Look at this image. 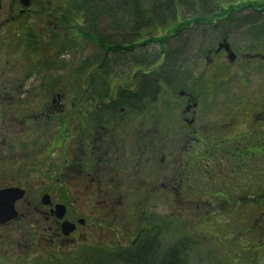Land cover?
Listing matches in <instances>:
<instances>
[{"label": "flooded vegetation", "instance_id": "obj_1", "mask_svg": "<svg viewBox=\"0 0 264 264\" xmlns=\"http://www.w3.org/2000/svg\"><path fill=\"white\" fill-rule=\"evenodd\" d=\"M82 3L0 0V264H123L149 241L165 245L168 232L176 236L169 245L185 242L177 233L179 217L194 212L195 202L207 209L208 221L233 218L224 223L245 224L259 242L264 234L261 46L248 49L257 51L252 56L259 63H236L244 53L230 48V61L219 47L227 40L223 37L205 50L204 72L195 78L185 68L181 76L164 78L162 61L114 62L105 73L103 62H87L86 56L75 65L76 79L66 81L62 57L79 40L68 37L62 24L59 32L56 25L50 32H35L32 25L35 17L50 24L70 18L80 23L83 45L89 16ZM151 17L146 12L118 17L143 23L132 40L125 39V47L146 50L145 23ZM90 42L91 55L96 43ZM218 54L225 56L222 65L228 69L220 79L212 76L215 68L207 71ZM10 63L23 66L20 81L27 84L19 76L17 81L3 78ZM246 66H255V76L262 72L258 82L245 78L252 71ZM58 67L63 85L56 94L49 90L35 111L30 87L55 86L45 71ZM233 74L238 77H228ZM148 82L151 89L145 90ZM69 85L75 89L67 95ZM220 91L215 109L211 102ZM27 101L28 110L18 118L19 103ZM28 120L27 126H17ZM38 151L37 173L35 164L20 173L19 164L11 163L34 159ZM14 170L16 175L8 173ZM166 197L171 203H164Z\"/></svg>", "mask_w": 264, "mask_h": 264}, {"label": "rangeland", "instance_id": "obj_2", "mask_svg": "<svg viewBox=\"0 0 264 264\" xmlns=\"http://www.w3.org/2000/svg\"><path fill=\"white\" fill-rule=\"evenodd\" d=\"M160 1H163V0H160ZM183 1L186 2L185 0ZM246 1L247 0H209L207 5H209V7H214L216 5V6L221 7L222 9V8H226L227 5L230 3H234V5L237 7L238 4L246 2ZM204 2L207 3V0H204ZM143 3L145 4L144 7L146 8L148 4L147 0H144ZM149 4H151L150 1H149ZM189 6H190L189 3H185L184 5H181V6L178 5L175 11H173V13L174 14L177 13L178 16L180 12L184 14L186 12V9L190 8ZM243 12H246V11H243ZM206 17H207V14H206ZM257 19L259 21L260 20L264 21V12L261 14L260 18L258 17L255 18V20ZM34 20L35 21L33 22L32 30H34L35 32H40V31L50 32L49 29L53 28V25L57 26L56 29L59 32L60 31L59 26L62 24L65 26V31L67 32L68 37L74 36L75 38H77V40H79V43L74 42L73 45H69L70 53L66 52V54H64V56L62 57V60L65 62V65H63V69H65L64 71L66 72V81L76 79V77H73L70 74L72 67H74V65L78 61H80L83 57L90 56V53L92 52V49L94 47L92 43L90 42V40L88 41V39L82 40L83 45L80 43L81 42L80 38L82 36V33L79 31L80 29L78 28L80 23L70 18H68L67 20H64L66 22H60V21H58L57 23L52 22L51 23L52 25L50 23H45L44 21L37 19V17H35ZM180 21L181 19L179 18L178 22ZM163 22L165 24L167 23L166 20H164ZM163 22L160 23L162 26L159 23L154 22L153 27H150V29L147 28V30L150 32V35H151V36H148L147 38L148 39L147 47L152 53H157L160 51V46L158 45L156 38L161 39L162 36L170 33V31L173 29L174 24H172V22L169 21V23L166 25H164ZM235 26L236 27L225 29V32H227V36H226L227 40H225V42L230 46V48L234 52L240 51L244 53V57L241 60L240 59L237 60L236 63L256 65L257 63L260 62V60L255 58L254 55H253L254 57L252 56L253 52L256 50L254 51L248 50L249 48H251L250 46L251 43H250V40L247 37H245V35L242 34V32H244L245 30V27L237 26V25ZM69 27H72V28H69ZM156 27L158 28L156 29ZM204 27L205 26H201V25H191L188 28L189 30L188 29L185 30V31L188 30V33H186L185 36H189V38L191 39L190 42L186 43V50L188 48L190 52L187 50V53H186V50H185V54L181 57L179 62L183 66L182 69L183 68L186 69L185 70L186 73L194 74L192 78L198 77L199 74H202L204 72L203 71L204 63H205L204 54L206 53L205 50H207L208 48L214 49L217 43L221 39L219 36L221 29H212L211 26L209 27L207 26V28H204ZM261 40H264V38ZM253 44L255 46L259 44V46L261 47H259L257 50H259L262 54H264V43H259V42L257 43V41H255L253 42ZM54 47L55 46H53L51 62L55 64V62L59 61V58L54 50ZM207 54L210 55L212 54V52L207 51ZM224 57L225 56L223 54H218V55H214L211 57L212 59L211 62H214V64L211 68L209 67L207 71H209L212 68H215L212 71L213 78H216V79L224 78L225 77L224 74L226 75V73L228 72V69L222 65L224 62H226V59ZM252 67H255V66H246V67H243V69L246 68V69L252 70L253 69ZM21 69H23V66L17 67L10 63L8 67L6 68V70L4 71L3 78H6L7 80H10V81L12 80L17 81L18 76H19V81H20L21 75L23 73ZM25 71L26 70L24 68V72ZM45 72H51V75H50L51 76L50 79H52L51 84H53V81H56L54 82V84L56 85L52 87H47V86L30 87L36 93V94L34 93L35 102L30 105L34 107L35 111L40 109V105L42 104L46 93L49 94V92L51 91V94H54V93L56 94L57 91L60 89V85H63V80H64L63 70H60L59 68V69H55L52 71L48 70ZM254 72L255 70L247 71L245 78L248 79L249 81H252L254 78V82H258L255 80V78L257 75H260V73L262 72H257L256 76L254 75ZM222 74L224 77L222 76ZM251 74L254 75V77ZM228 77L236 79L238 76L237 74H233V75H229ZM23 81H24V84H27L28 82L27 80H23ZM23 81H20L21 84H23ZM33 82L35 81L30 80V84H32ZM35 84H37V82H35ZM66 84L68 85L69 83L66 82ZM66 89H68L66 91L67 95L73 94L75 86L69 85ZM215 95L217 96L215 97V99L212 100L211 103L212 105L216 107L215 109H219L220 108L219 106L220 98L222 99L221 91ZM209 99L210 98H207V104H210ZM28 106H29V101L19 103V111L17 112H20V113H19L18 118H21L22 112L24 111L26 112L28 110ZM23 123L24 125L18 124L17 126L25 127L28 125L29 120L24 121ZM18 130L21 131L20 133L23 132L22 131L23 129L22 130L18 129ZM41 154L42 152L38 151L35 154L34 159L30 158V160H27L28 158L27 157L25 158V161L21 163L19 162H11V163L13 166L19 164L15 168L17 169V171H18V168L20 170L22 168L20 173L22 171L27 172V170L31 167V165L35 164V170L33 172L37 173L36 168L42 163L39 159L41 158L40 157ZM7 162H10V161L7 160ZM8 173L14 174V175L17 174L15 170L13 172L11 171ZM163 200L165 204L171 203V200L168 197L164 198ZM158 203H160V200H158L156 205H158ZM197 205L198 203L196 202H195V205H193L195 206L194 212H192L191 214L190 213L187 214V212L184 211V213L181 214L179 217L180 222H179V230L177 233L179 234L180 239L187 241V242L185 241V247H184V249L186 248V251H187L185 255L187 259L186 261L187 264H264V234H262V236L260 237V241L257 242L256 234H253L252 231H250L245 224H244L245 226L243 225L244 226V229H243L242 228L243 226H240V228H237L235 226V223L234 224L224 223V222H227V219H229L230 222L234 221L233 218H229L228 216L220 217L222 219L221 224H215V222H210L207 220V214H206L207 209H204V206L199 204L200 206L198 205L199 206V210H198L196 208ZM250 205L251 203H248L247 210L249 209ZM200 212H201V215H200ZM245 216H247V213H245ZM243 221L244 223H246L247 221L246 217L244 218ZM254 230H257V228H254ZM173 234L175 233L168 232L165 234V238L163 242V244L165 243V245L160 247V249L157 252L158 255H162L165 252L167 245L172 244L175 241L174 239L176 238V236L174 237ZM255 244H259V246H255Z\"/></svg>", "mask_w": 264, "mask_h": 264}, {"label": "trees", "instance_id": "obj_3", "mask_svg": "<svg viewBox=\"0 0 264 264\" xmlns=\"http://www.w3.org/2000/svg\"><path fill=\"white\" fill-rule=\"evenodd\" d=\"M143 1L144 0H83L82 7L84 14L89 16V18L85 21L82 30L85 36L88 37V40L95 41L96 43L95 51L88 56L85 61L103 62V65H105V70L103 71L105 73L109 72L108 64L111 65L114 62L118 64L119 62L125 63L130 61L149 64L162 61L163 77L173 78L176 73L181 76L184 71L179 61L185 54L186 43L191 41L189 36H185L191 25H201L205 26L204 28L211 26L212 29H221L219 33L220 38L227 36L225 29L236 27L235 25L243 26L245 30L242 34L250 40V45H253L252 42L254 41H257V43H264V40H261L264 38V21L255 20L257 17L260 18L261 14L264 12V0H247L243 3L239 2L240 4H238L237 7L234 3H230L227 5L229 8L226 7L222 9L216 5L214 7H209V5H207L206 8L204 6V0H185L186 2L183 0H147V7L143 12H140V5L143 4ZM149 1L151 4H149ZM208 1L209 0H207V4ZM185 3H189L190 8L186 9L184 14L180 12L178 16L177 13H173L178 5L181 6ZM145 12L147 15L155 17L147 19L145 25L149 29L153 27L154 22L160 24L166 20V24H168L169 21L174 24L170 33L165 34L161 39L156 38L160 46V51L157 53H152L148 47H146V50H140L134 49L132 45L129 47L124 46V42H126L125 39L128 38L132 40L133 33L143 23L118 17H124L125 15L134 16ZM103 16L105 18H101ZM179 18L181 19L180 22H178ZM166 24L164 23V25ZM157 28L158 27H156V29ZM186 29L188 30L185 31ZM148 33V36H151L149 31ZM108 47L111 48V50H108ZM187 50L190 52L188 48ZM75 65L70 72L73 77L77 76ZM150 89L151 85L150 82H148L145 90ZM184 247L185 242L181 241L179 246L169 245L162 255H158L157 252L160 247H157L153 241H149L146 243L145 247L137 248L134 253L127 256L123 264H187V259L185 257L187 251ZM100 264L106 263L101 262ZM107 264L117 263L111 262Z\"/></svg>", "mask_w": 264, "mask_h": 264}, {"label": "water", "instance_id": "obj_4", "mask_svg": "<svg viewBox=\"0 0 264 264\" xmlns=\"http://www.w3.org/2000/svg\"><path fill=\"white\" fill-rule=\"evenodd\" d=\"M219 47H224L225 48L226 53H227V56H228V59L230 61H232L233 60V57H234V54L230 50V46L225 41H223V42L220 43Z\"/></svg>", "mask_w": 264, "mask_h": 264}]
</instances>
